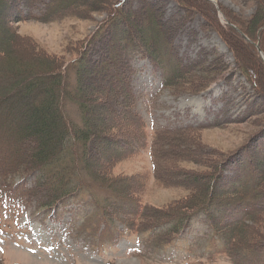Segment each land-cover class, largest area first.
<instances>
[{
  "label": "trees",
  "instance_id": "trees-1",
  "mask_svg": "<svg viewBox=\"0 0 264 264\" xmlns=\"http://www.w3.org/2000/svg\"><path fill=\"white\" fill-rule=\"evenodd\" d=\"M98 1L102 3L101 8H105L106 19L80 43L74 60L65 64L62 58L43 50H21L6 18L11 17L13 22L30 18L49 21L77 11H91L94 8L92 3L88 0H0V81L3 79L0 107L18 95L30 108L29 112H24L22 105L9 103L6 109L10 119L16 118L17 124L0 112V142L6 132H13V135L8 133L13 138L7 143L2 141L0 146V175L8 178L19 174L33 175L30 185L19 184L14 189L34 200L42 209L57 208L86 193L87 203L103 209L110 205L113 214L121 215V220L101 217L106 228L116 222L128 227L139 218L144 229L167 225L163 235L167 237L202 212L208 218L232 215L234 218L227 223L222 235L227 242V252L243 250L242 261L257 263L264 250V245L260 244L264 239L253 238L256 236L247 222L257 224L264 219V142H261L262 149L252 152V161L238 176L225 179L223 170L233 162L229 158H222L205 174L190 173L177 166L181 161L195 162L197 154L192 156L195 145L186 137L201 128L187 126L157 132L151 149L156 181L190 190L184 198L162 208L140 205L133 197L135 190H131L129 180L108 176L109 166L116 159L129 156L144 137V123L134 110L135 97L130 85L131 57H147L154 66H159L164 72L165 87L204 90L206 85L202 86L199 75L204 71L192 74L196 69H204L203 66L198 68L200 61L182 65L175 59L172 62L161 60L169 51V37L180 26L175 17L164 16L161 4L152 0H141L137 5H132L129 0ZM178 1L186 8L190 7L185 4L186 0ZM36 3L43 6L37 16L31 14L34 7L41 8ZM224 16L228 23L219 32L234 54L237 69L252 83L253 102L260 104L264 101V63L257 58L252 42L259 41L260 49H264V0H255L254 14L247 24L243 22L240 26L234 18L226 13ZM233 25L241 31L237 32ZM236 43L247 44V53L251 57L245 55L237 59ZM20 55L26 56L28 62H20L17 58ZM26 65L29 70L23 69ZM70 67L75 72L72 90L65 83ZM194 76L196 78L192 81ZM35 81H40L37 86L32 83ZM94 91L97 92V103L91 100ZM65 97L74 102L82 114L79 126L71 128L63 114L62 100ZM96 105L107 113L106 121L100 125L91 120V109ZM259 111L264 112V106ZM261 133L264 134V129ZM98 143L108 152L101 161L96 160ZM169 160L174 161L173 166L168 165ZM96 190L104 193L98 195Z\"/></svg>",
  "mask_w": 264,
  "mask_h": 264
},
{
  "label": "rangeland",
  "instance_id": "rangeland-1",
  "mask_svg": "<svg viewBox=\"0 0 264 264\" xmlns=\"http://www.w3.org/2000/svg\"><path fill=\"white\" fill-rule=\"evenodd\" d=\"M140 1L129 0V3L137 5ZM152 1L162 5L166 18L175 17L180 23L177 31L169 37V51L161 60L172 62L175 59L174 61L182 65L200 61L198 68L203 66L204 69H196L192 74L198 75L204 71L199 75L202 77V86L206 85V89L181 90L174 86L164 87V72L159 66H154L147 57H131L130 85L135 97L134 110L144 123V137L141 145L136 143L137 146H134L129 156L116 159L109 166L107 174L129 180L131 190H135L133 197L140 205L162 208L174 200L184 198L190 194V190L156 181L153 159L150 156L153 136L159 131L181 127L201 128L191 131L186 137L195 145L196 150L192 154H197L195 162L181 161L177 166L188 169L186 171L190 173L198 171L205 174L222 158H229L233 162L224 168L223 177H236L242 168L252 161V152L257 153L262 149L264 112L259 110L264 106V101L257 103L258 106L253 102L252 83L237 69L234 54L219 32L220 28L224 29L226 26L219 15L226 20V13L234 18L238 25L242 26L243 22L247 24L253 17L255 0H186L185 4L190 6L187 8L178 0ZM88 2L93 4V10L77 11L72 15H62L49 21L30 18L13 22L11 17L6 20L10 21L9 25L21 50H43L62 58L66 64L74 60L80 43L90 37L107 17L105 8H101V2ZM35 5L41 7H34L31 11L32 15L37 16L43 6L39 3ZM233 28L239 31L234 25ZM256 37L258 38V35ZM257 43L259 45V41ZM234 47L237 49V59L238 56L251 57L247 53V44L236 43ZM260 51L264 55V49ZM256 56L261 60L258 52ZM17 58H20L22 63L28 62L25 60L26 56L20 55ZM209 63L211 65L208 67ZM28 68V65L23 67L25 70H29ZM195 78L196 76L192 81ZM2 82L3 79L0 84H3ZM39 82L32 83L37 86ZM65 83L69 90L75 87V72L71 67L67 71ZM91 100L97 103V92ZM9 103H18L22 105L24 112H29L26 101L18 95L14 96L0 107V112H3V116L8 120L11 118L6 109ZM91 110V120L94 124L100 125L106 121L107 113L101 106L96 105ZM62 111L71 128L80 125L82 114L77 105L66 97L62 100ZM10 121L17 124L16 118ZM7 124L9 125V121ZM8 133L13 135V132H6L2 136L0 146L2 141L7 143L13 138ZM258 136L262 138L258 139ZM97 146L96 160L101 161L108 152L101 143ZM167 163L169 166L174 165L172 160ZM1 177L0 175V264L255 263L254 260L252 263L242 261L243 250L232 251L230 254L226 250L227 242L222 235L228 227L227 223L234 218L232 215L223 218L212 215V218H208L207 214L202 212L192 218L175 236L171 234L164 237L162 233L167 229L165 227L151 228L154 230L141 228L142 219L139 218H135L128 228L122 229V224L116 222L101 232L105 228L101 217L122 219L121 215L113 214L110 205L103 209L89 204L86 202V193H82L55 212L44 210L21 191H18V196L13 195V187L24 183L31 184L33 175ZM262 186L264 187V182ZM95 192L98 195L104 193L101 190ZM129 219L132 220V217ZM145 222L146 220L144 224ZM247 223L252 226V234L256 236L253 238L264 239V219L257 224L250 221ZM172 236L173 239L168 242ZM260 244L264 245V242ZM258 261L260 260L256 262ZM263 261L262 258L261 262Z\"/></svg>",
  "mask_w": 264,
  "mask_h": 264
},
{
  "label": "water",
  "instance_id": "water-1",
  "mask_svg": "<svg viewBox=\"0 0 264 264\" xmlns=\"http://www.w3.org/2000/svg\"><path fill=\"white\" fill-rule=\"evenodd\" d=\"M255 46H256V48H257V50H258L260 56H261V57L263 58V60H264V55H263V53L260 51L258 44H255Z\"/></svg>",
  "mask_w": 264,
  "mask_h": 264
}]
</instances>
